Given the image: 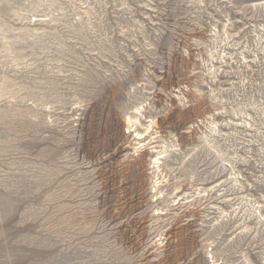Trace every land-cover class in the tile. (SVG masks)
I'll use <instances>...</instances> for the list:
<instances>
[{
  "label": "rangeland",
  "instance_id": "1",
  "mask_svg": "<svg viewBox=\"0 0 264 264\" xmlns=\"http://www.w3.org/2000/svg\"><path fill=\"white\" fill-rule=\"evenodd\" d=\"M0 264H264V0H0Z\"/></svg>",
  "mask_w": 264,
  "mask_h": 264
},
{
  "label": "bare ground",
  "instance_id": "2",
  "mask_svg": "<svg viewBox=\"0 0 264 264\" xmlns=\"http://www.w3.org/2000/svg\"><path fill=\"white\" fill-rule=\"evenodd\" d=\"M130 119H131V118H130ZM130 119H129V122H128L129 124H131V122H132ZM124 123H125V122H124ZM128 123H127V124H128ZM153 125H154V124H153ZM124 128L130 129L131 127H130L129 125L126 127V124H124ZM132 128H133V126H132ZM139 136H141V135H140V134H137L138 139H140ZM124 137L127 138L128 136L125 134ZM139 144H140V143H139ZM141 150H142V149H141ZM138 151H139V149H138ZM146 157H147V156H146ZM156 163H157V162H156ZM153 164H154V163H153ZM155 165H156V164H155Z\"/></svg>",
  "mask_w": 264,
  "mask_h": 264
}]
</instances>
